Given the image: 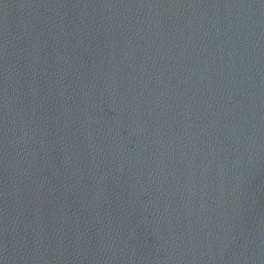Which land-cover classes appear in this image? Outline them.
<instances>
[{"label": "water", "instance_id": "water-1", "mask_svg": "<svg viewBox=\"0 0 264 264\" xmlns=\"http://www.w3.org/2000/svg\"><path fill=\"white\" fill-rule=\"evenodd\" d=\"M0 264H264V0H0Z\"/></svg>", "mask_w": 264, "mask_h": 264}]
</instances>
